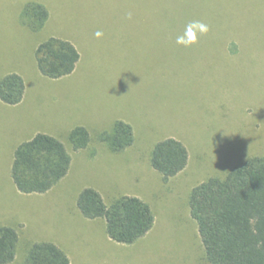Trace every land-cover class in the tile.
I'll use <instances>...</instances> for the list:
<instances>
[{"label":"rangeland","instance_id":"obj_1","mask_svg":"<svg viewBox=\"0 0 264 264\" xmlns=\"http://www.w3.org/2000/svg\"><path fill=\"white\" fill-rule=\"evenodd\" d=\"M30 1L0 0V77L19 71L34 93L21 106L0 101V225L19 235L10 264H22L36 241L70 247L72 264H209L188 197L200 182L264 153V0H36L54 14L37 32L20 17ZM194 21L209 32L178 44ZM51 32L75 38L85 52L76 71L57 79L43 76L34 56ZM116 120L134 133L121 152L97 139ZM77 124L91 140L75 151L68 128ZM34 128L56 132L74 159L43 195L19 192L8 173L10 150ZM166 137L185 145L188 163L163 181L149 157ZM85 187L107 203L139 197L154 225L134 243H100L91 224L105 221L92 223L76 206Z\"/></svg>","mask_w":264,"mask_h":264},{"label":"trees","instance_id":"obj_2","mask_svg":"<svg viewBox=\"0 0 264 264\" xmlns=\"http://www.w3.org/2000/svg\"><path fill=\"white\" fill-rule=\"evenodd\" d=\"M20 17L23 25L37 32L47 21L48 11L40 2L30 1L22 7ZM34 56L39 72L52 79L71 74L79 60L76 47L58 37L40 42ZM24 93L20 74L11 72L0 78L3 103L18 104ZM97 139L118 152L133 144L134 133L129 123L116 120ZM90 140L84 126L68 133L73 150L85 148ZM70 163L63 142L37 133L15 148L10 176L21 193H45L67 174ZM149 163L167 181L187 166V148L176 138H163L152 147ZM188 204L209 264H264V153L248 158L223 177H210L194 186ZM76 206L85 218L103 219L107 236L117 243H134L154 222L150 206L133 195H120L107 203L96 189L85 187ZM18 241L16 228L0 225V264L14 261ZM22 264H70V260L54 242L40 241L28 245Z\"/></svg>","mask_w":264,"mask_h":264},{"label":"crops","instance_id":"obj_3","mask_svg":"<svg viewBox=\"0 0 264 264\" xmlns=\"http://www.w3.org/2000/svg\"><path fill=\"white\" fill-rule=\"evenodd\" d=\"M36 1V0H35ZM37 2H40L41 4H43L45 7H46V9H47V11H48V19H47V21L45 22V24H44V26L46 25V24H48V23H50V21L53 19V15L54 14H52V10H51V7L49 6V4L47 3V2H45V1H37ZM43 26V27H44ZM42 27V28H43ZM49 36L50 37H58V38H62V39H65V40H68L69 42H71L75 47H76V49L78 50V52H79V60H78V62H77V64H76V66H75V69L73 70V72L74 71H76V69L78 68V66H79V64L81 63V60H82V57H84L85 56V52H84V49L78 44V41L75 39V38H73V37H71V39H70V37L69 38H64V37H62L60 34H58V33H54V32H51L50 34H49ZM11 72H16V70H10V69H7L6 71H4V75L5 74H7V73H11ZM17 72H19V71H17ZM16 72V73H17ZM72 72V73H73ZM71 73V74H72ZM18 74H20L21 75V73L19 72ZM70 75V74H69ZM3 76V75H2ZM1 76V77H2ZM22 76V75H21ZM0 77V78H1ZM22 78H23V80H24V83H25V93H24V96H23V99L21 100V103L19 102L18 104H15V105H17V106H21V105H23V103H24V101H25V99L27 98L26 96L29 94H32L33 95V97H34V93L33 92H31V88L28 86V84H27V82H26V80H25V78L22 76ZM33 98H29V101L28 102H32L33 100H32ZM1 101V100H0ZM2 102V101H1ZM27 102V103H28ZM3 103V102H2ZM3 104H5V103H3ZM7 105V104H6ZM9 105V104H8ZM124 121V120H123ZM126 122V121H125ZM128 123V122H127ZM73 125V124H72ZM131 125V124H130ZM76 126H83V125H79V124H77ZM76 126H74V127H76ZM73 127V128H74ZM85 127V126H84ZM72 127H70V125H69V128H68V130H69V132L73 129ZM86 128V127H85ZM87 129V128H86ZM32 131L30 132V133H25V137H23V139H18V141H16V143H15V146L19 143H22L23 141H26V140H28V139H30L31 137H33L35 134H37V133H45V134H48V135H51V136H54L55 137V133L53 132V133H48V132H44L43 130H45V129H41V128H34V129H31ZM46 131V130H45ZM102 131H100L99 133H101ZM90 134V133H89ZM97 136H98V134H97ZM58 139V138H57ZM101 142V141H100ZM103 143V142H102ZM18 144V145H19ZM17 145V146H18ZM15 146H13L12 147V149L10 150L11 151V161H12V159H13V153H14V150H15V148L17 147H15ZM88 146V145H87ZM86 146V147H87ZM85 147V148H86ZM107 147V146H106ZM108 148V147H107ZM66 149L68 150V152H69V154L71 155V163H70V167H69V170H68V172L70 173V171H72V168H73V165H74V159H73V156H72V154L70 153V151H69V149L66 147ZM82 149H84V148H82ZM109 149V148H108ZM126 149V148H125ZM79 150H81V149H79ZM124 150V149H123ZM123 150H121V151H123ZM76 151V150H75ZM109 151H111L110 149H109ZM121 151H118V152H121ZM111 152H113V151H111ZM11 161H10V165H9V172L8 173H10V168H11ZM67 172V173H68ZM67 175V174H66ZM65 175V176H66ZM64 176V177H65ZM10 178H11V176H10ZM12 180V179H11ZM13 182V181H12ZM93 188V187H92ZM95 189V188H94ZM98 191V190H97ZM46 193V192H45ZM25 194V193H24ZM29 194H31V193H29ZM36 194H39V195H43L44 193H36ZM126 195V194H125ZM102 196V195H101ZM119 196V195H118ZM104 199V198H103ZM153 212V211H152ZM154 214V213H153ZM82 215V214H81ZM83 216V215H82ZM84 217V216H83ZM87 219H89V218H87ZM92 221V223L94 222V221H98V220H103V219H101V218H96V219H91ZM154 221H155V216H154ZM90 222V223H91ZM153 225H154V222H153ZM91 226H92V231H101V235H103L102 237H103V242L102 241H100V243H105V242H109V241H113V240H111L108 236H105V234H106V232H104V230H105V228H104V224L102 223V224H91ZM152 228V227H151ZM150 231V230H149ZM148 231V232H149ZM147 232V233H148ZM146 233V234H147ZM145 234V235H146ZM107 235V234H106ZM144 235V236H145ZM142 238V237H141ZM36 242H40V241H36ZM115 242V241H114ZM34 243V242H33ZM55 244L59 247V248H61L66 254H67V256H68V258H69V260H70V264H72L73 263V258H74V254L71 252V251H69L70 250V247L69 248H65V247H63L62 246V243L60 242H55Z\"/></svg>","mask_w":264,"mask_h":264},{"label":"clouds","instance_id":"obj_4","mask_svg":"<svg viewBox=\"0 0 264 264\" xmlns=\"http://www.w3.org/2000/svg\"><path fill=\"white\" fill-rule=\"evenodd\" d=\"M131 12L128 13L129 18H131ZM209 32V26L201 21H194L188 25L185 35L177 38V43L184 46H189L197 42V33L204 35ZM97 37L103 35L102 32L97 31L95 33Z\"/></svg>","mask_w":264,"mask_h":264}]
</instances>
